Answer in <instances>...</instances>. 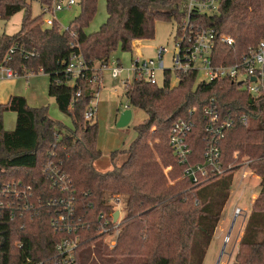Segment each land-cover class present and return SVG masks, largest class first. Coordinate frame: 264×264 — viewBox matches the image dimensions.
Wrapping results in <instances>:
<instances>
[{"label":"trees","instance_id":"16d2710c","mask_svg":"<svg viewBox=\"0 0 264 264\" xmlns=\"http://www.w3.org/2000/svg\"><path fill=\"white\" fill-rule=\"evenodd\" d=\"M105 1L106 21L87 32L98 0H79L81 12L66 28L57 21L45 26L43 13L33 16L27 0H0V17L9 19L25 9L20 30L0 35V58L15 46L10 66L21 74L43 69L49 76V95L73 122L68 127L50 116L48 106H31L23 95L0 103V192L10 185L8 195L0 194L8 204L0 206V264H82L93 242L104 245L99 225L116 224L115 246H102L111 263L203 264L230 198L235 170L246 161L261 181L231 264H264V99L252 100L232 79L198 81L197 72L190 71L171 86L167 73L160 86L134 76L125 82L124 95L130 108H141L148 116L135 127L130 146L112 152V169L95 168L102 155L99 125L85 113L99 89L96 65L106 64L118 46L131 51L135 40L154 38L158 18L183 16L181 0ZM204 22L235 36L234 46L218 42L214 50L216 63H234L264 37V0H223L219 12ZM74 54L86 62L75 79L67 71ZM212 103L222 115L235 118L221 142L226 171L196 184L183 177L184 165L169 135L176 120L194 119L190 161H203V108ZM193 107L197 110L191 115ZM7 110L17 114L13 130L4 127ZM242 115L248 117L247 125ZM118 154H125L121 162ZM162 164L172 166V183ZM16 190L20 197H15ZM114 199L122 201L117 223L112 220ZM66 239L77 240L73 260L58 249Z\"/></svg>","mask_w":264,"mask_h":264},{"label":"rangeland","instance_id":"374dc122","mask_svg":"<svg viewBox=\"0 0 264 264\" xmlns=\"http://www.w3.org/2000/svg\"><path fill=\"white\" fill-rule=\"evenodd\" d=\"M31 5V14L33 16L39 15L42 12L41 1L40 0H27ZM81 12V5L79 3L66 7L60 11H57L55 15L43 13V19L48 17H56L57 24L61 28H66L69 26L71 21L79 15ZM25 15V9L16 13L9 19L4 17H0V35L8 34L12 35L18 32L21 28V23L23 17ZM108 17L107 7L105 0H98V9L97 12L87 27V31L94 32L98 30L101 25L106 21ZM45 26H47L44 23ZM177 21L175 18L165 19L158 18L156 20L155 26V37L152 39H142L140 40L139 47H135L137 41L133 42V48L131 51H123L120 46L112 53L111 61L118 60L121 62L123 66L122 74L114 78L111 74L110 68L103 69V81L102 74L98 71V83L99 86L101 84V89L97 91L91 105L95 108V114L93 117L94 121L98 122L99 125V134H98V148L102 151V155L99 159L94 163L95 168L99 171H108L113 168V164L111 161V154L113 151H122L127 149L131 142L135 139L137 132L135 127L143 122L147 118V112L138 107H131L132 109V119L128 125L124 127L117 126V120L120 117L121 113L125 110V105L128 106L127 98L124 95L125 90V82H131L134 78V72L132 69L133 60L141 57L142 59L156 57V48L163 46L167 47L169 51H173L175 49V36L177 31ZM165 64L166 68L172 67L171 53H167L165 55ZM158 84L160 86L164 85L166 76L164 72H158ZM15 80L12 83L16 84L17 90L26 91L27 88L31 87V85H35V91L38 100L43 105L48 106L49 114L52 118L61 121L68 127L73 126L72 119L69 115L63 113L56 103L54 97H51L48 93V75L43 72H37L30 74L28 77L25 75L13 78ZM205 76L200 75L198 81L204 80ZM171 86H175L178 83V79L174 72L171 73L170 76ZM4 82L0 84V87ZM8 89V86L2 88L0 91V103L7 102L9 99H4L6 96L4 95L5 91ZM41 90L40 94L38 90ZM44 92L42 90H45ZM19 95V94H14ZM24 96V95H23ZM3 99V100H2ZM41 105V106H43ZM3 121L4 127L6 130H13L16 126L17 114L12 110H7L3 113ZM121 156L118 161L121 162L125 158V154L123 156L118 154V157ZM247 161L245 164L238 167L235 170L233 184L231 187V195L228 202L225 205L222 218L216 228V235L221 234L224 240V252L221 255V248L218 242V239H215L210 247L208 248L206 257L204 259L203 264H217L220 258L219 264H231L235 254L239 249V241L244 232V227L247 221V217L251 211V205L253 204L255 198L258 196L259 183L261 181V176L256 174L251 168L248 167ZM168 167L172 166H164L162 164V168L167 175ZM173 173V168H172ZM167 175L169 182L173 181L170 177L173 174ZM257 195V196H255ZM255 198H254V197ZM121 199V196H120ZM253 200V201H252ZM113 205L115 207V212L117 210L120 211V215L117 223L123 215L122 209V201L114 199ZM238 205H235V204ZM235 206V207H234ZM238 209H242L243 216L238 215ZM114 212V213H115ZM234 222V226L230 235H228L231 225ZM215 231V232H216ZM97 233L100 235V241H103L104 245H108V247H113L116 244V238L119 233V228L116 225L113 227H105L103 225H99L97 228ZM215 235V234H214ZM98 244V242H93L90 249L86 250L84 255L85 259H83L82 264H115L108 261V256L103 254L102 246ZM90 256V257H89ZM107 259V260H106ZM139 263V262H137ZM123 264H127V260L123 261Z\"/></svg>","mask_w":264,"mask_h":264},{"label":"built area","instance_id":"2783aa9c","mask_svg":"<svg viewBox=\"0 0 264 264\" xmlns=\"http://www.w3.org/2000/svg\"><path fill=\"white\" fill-rule=\"evenodd\" d=\"M223 0H181V10L183 16L176 20L177 31L175 36V49L169 51L167 47H157L156 57H150L133 60L132 67L134 76L147 81L151 84H158V72H164L167 80L169 73V82L171 73L174 72L178 82L181 74L190 71H196L198 79L204 75L205 79L201 81H212L218 78H230L238 84V87L248 92L252 100L264 99V37L258 42L249 45L242 56L234 63H216L215 46L218 42L229 46L236 43L235 36L227 33H221L216 27L207 25L204 22L206 16H213L219 12ZM79 3V0H51L42 3V12L53 14L66 7H71ZM47 26H52L56 22V17L44 18ZM76 36V34H73ZM16 47L12 46L5 55L0 58V83L4 80H10L18 76H29L36 73L27 71L24 74L10 66V61ZM171 53L172 67L166 68L165 55ZM103 68H110L114 78L119 77L123 72V66L118 60L111 59L103 64ZM86 68V62L81 54H74L67 67L73 79L79 77ZM43 72V69H40ZM165 80V82H166ZM165 84V83H164ZM171 84V82H170ZM159 85V84H158ZM81 94V90L77 95ZM197 108L193 107L190 114H194ZM95 114V108L89 106L85 117L92 118ZM203 114L206 119V140L204 149V159L197 163L190 161L192 148L189 142V136L195 126V120L192 118H180L174 122L169 135V143L174 154L179 158V162L184 165L183 177L190 179L193 183L199 184L208 181L216 176L222 175L226 169L221 164V142L225 138L227 129L235 124V118L232 114L222 115L217 106L212 103L203 108ZM241 121L245 125L249 123L246 115L241 116ZM239 151L234 153L238 158ZM167 175L172 173V167H168ZM10 185H4L0 194L6 196L9 194ZM26 190V189H25ZM15 197H20V192L16 190ZM1 196V195H0ZM8 205L5 200L0 199V206ZM10 205V204H9ZM242 209H238V215L243 216ZM63 218V216H61ZM77 240L70 242L64 240L58 249L62 253H69L68 258L73 260V250L77 246ZM63 250V251H62Z\"/></svg>","mask_w":264,"mask_h":264},{"label":"crops","instance_id":"0c3cea01","mask_svg":"<svg viewBox=\"0 0 264 264\" xmlns=\"http://www.w3.org/2000/svg\"><path fill=\"white\" fill-rule=\"evenodd\" d=\"M106 2V1H105ZM86 31H87V28H86ZM87 32H89V31H87ZM137 41V44H135V47H139V43H140V40H136ZM120 64H121V62H120ZM122 65V64H121ZM96 67H97V69L98 70H101L100 72H101V74H102V81H103V69H106V68H103L99 63L96 65ZM48 75V74H47ZM19 77V76H18ZM48 78H49V76H48ZM13 80H15V79H10V80H4V81H2V82H4L3 84L4 85H2L1 87H0V91H2V88L3 87H5V86H8V89L5 91V93H4V95L6 96V98H4V99H9L12 95H14V94H19V95H24L25 97H26V99H27V101H28V103H29V105H31V106H41V105H43L41 102H39V101H43V100H38V98H37V96H39V95H36V91H35V85H34V83H33V85H31V87H29V88H27V92L26 91H20V90H17V88H16V84L14 83H12V81ZM102 81H101V84H102ZM1 82V83H2ZM0 83V84H1ZM101 84H100V86H99V89H98V91L101 89ZM47 86H48V93H49V79H48V84H47ZM47 89H46V91L45 90H42L43 91V93L44 92H47ZM38 92H39V94H40V92H41V90L39 89L38 90ZM96 95V94H95ZM3 100V99H2ZM3 103H5V102H3ZM125 107H127L126 105H125ZM119 119V118H118ZM118 121V120H117ZM236 152V151H235ZM234 152V153H235ZM234 156V155H233ZM235 158V157H234ZM236 159V158H235ZM96 162V161H95ZM235 174V173H234ZM260 184V183H259ZM258 195V194H257ZM257 195H255V196H257ZM254 197V196H253ZM255 198V197H254ZM253 201V200H252ZM235 205H238L237 203L235 204ZM235 207V206H234ZM216 233H217V231L215 232V235H214V237H213V240H212V242L215 240V239H218V242H219V245H220V247L219 248H221V250H222V247L224 246V240H223V237H222V235L221 234H219V235H216ZM228 235H230V234H228ZM211 242V243H212ZM211 245V244H210Z\"/></svg>","mask_w":264,"mask_h":264},{"label":"water","instance_id":"95a60500","mask_svg":"<svg viewBox=\"0 0 264 264\" xmlns=\"http://www.w3.org/2000/svg\"><path fill=\"white\" fill-rule=\"evenodd\" d=\"M131 119H132V109H131L129 106H127V107L125 108V110L121 113V115H120V117H119V119H118V121H117V126H118V127H124V126H126V125L129 124V122L131 121ZM119 215H120V211L117 210V211L114 213V215H113L114 221H117ZM233 226H234V222H233V224L231 225V229H230V231H229L228 234L231 233ZM223 252H224V248L222 249V252H221L220 258H221V256H222V253H223ZM220 258H219V261H218L217 264H219V262H220Z\"/></svg>","mask_w":264,"mask_h":264}]
</instances>
